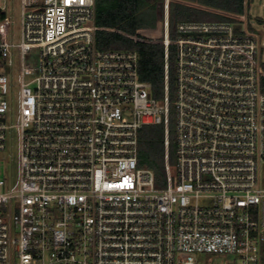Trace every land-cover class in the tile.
<instances>
[{
    "label": "built area",
    "instance_id": "1",
    "mask_svg": "<svg viewBox=\"0 0 264 264\" xmlns=\"http://www.w3.org/2000/svg\"><path fill=\"white\" fill-rule=\"evenodd\" d=\"M20 2L18 43L7 40L0 4V150L18 64L23 80L20 185L8 188L0 177V264H197L199 252L262 264L263 40L247 9L227 20L180 22L172 39L165 0L158 99L140 78L136 50L98 47L96 0ZM161 123L164 187L139 165L140 129Z\"/></svg>",
    "mask_w": 264,
    "mask_h": 264
},
{
    "label": "trees",
    "instance_id": "2",
    "mask_svg": "<svg viewBox=\"0 0 264 264\" xmlns=\"http://www.w3.org/2000/svg\"><path fill=\"white\" fill-rule=\"evenodd\" d=\"M253 0H170L169 32L175 39L183 21L227 20L223 12L244 13ZM165 0H96L97 45L102 49H133L139 53V73L152 84V94L165 96ZM0 18L2 16L0 15ZM264 66V65H263ZM264 85V81H263ZM176 91V45L169 46V161L176 160V117L173 101ZM165 125L148 124L139 133V165L154 170L157 185L166 176ZM262 264H264V247Z\"/></svg>",
    "mask_w": 264,
    "mask_h": 264
},
{
    "label": "rangeland",
    "instance_id": "3",
    "mask_svg": "<svg viewBox=\"0 0 264 264\" xmlns=\"http://www.w3.org/2000/svg\"><path fill=\"white\" fill-rule=\"evenodd\" d=\"M0 4L5 6V14L9 16L10 23L6 25L7 40L11 42H20L21 40V2L20 0H0ZM248 20L254 23L253 29L259 33L263 40V60H264V0H253L246 7ZM223 14L232 18L236 16L235 12H223ZM19 51L15 59L19 62ZM264 65V62L262 66ZM264 69V66H263ZM26 79H29L27 77ZM22 74L20 66H18L9 74L10 91L8 98L10 100V110L6 115V122L10 125L7 130L6 148L0 150V177L7 180L8 188H17L20 185L21 176V87ZM173 116H176L173 105ZM166 185V176L163 177L158 186ZM197 264H223L225 260H229L231 264H243L237 254H217L211 252H199L195 254Z\"/></svg>",
    "mask_w": 264,
    "mask_h": 264
}]
</instances>
